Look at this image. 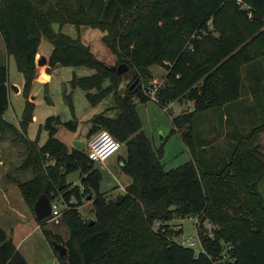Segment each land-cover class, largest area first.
I'll return each mask as SVG.
<instances>
[{
  "label": "trees",
  "instance_id": "trees-1",
  "mask_svg": "<svg viewBox=\"0 0 264 264\" xmlns=\"http://www.w3.org/2000/svg\"><path fill=\"white\" fill-rule=\"evenodd\" d=\"M55 23L60 25L58 32L53 29ZM69 23L101 28L118 63L137 70L140 89H128L120 96L118 86L124 74L112 71L79 37L64 33L61 28ZM193 34L204 39L186 48V39ZM0 35L24 75L26 95L37 75L41 39L46 37L53 45L48 71L57 65L95 68L92 75L74 76L71 87L84 89L93 105L110 94L118 101L116 117L100 113L91 118L89 136L107 129L126 143L127 157L121 164L132 181L120 204L99 191L103 173L87 154L82 149L69 151L56 137L61 124L75 131L74 120L49 116L46 141L32 148L25 140L32 148L30 166L35 172L33 178L19 183L25 201L34 209L42 194L54 200L62 193L66 204L62 217L70 237L63 241L44 231L51 244L57 240L68 249L61 257L52 245L60 264H264V195L259 190L264 154L258 144L264 120L245 134L232 131L228 157L218 161L206 160L202 145L207 143L199 140L196 129L199 113L229 108L241 99L244 66L249 77V69L258 68L256 63L264 60V0H0ZM155 63L167 70V83L158 89L156 102L168 107L179 99L193 106L172 119L192 158L171 170L161 164L160 152L143 131L135 104L151 100L142 92V84L152 78L150 67ZM257 84H252V90L259 88ZM9 89L8 68L0 65V126L9 105ZM67 100L73 107L70 94ZM34 108L35 103L28 100L20 121L23 132L34 117ZM47 154L59 159L63 178L58 167L44 168ZM75 171H80L82 186L69 187L64 178ZM88 189L96 192L97 219L92 223L78 210ZM178 216H196L201 221L199 252L173 239L168 221ZM46 221L38 223L43 226ZM206 221L213 226L212 237L203 224ZM0 264H29L1 227Z\"/></svg>",
  "mask_w": 264,
  "mask_h": 264
},
{
  "label": "rangeland",
  "instance_id": "rangeland-1",
  "mask_svg": "<svg viewBox=\"0 0 264 264\" xmlns=\"http://www.w3.org/2000/svg\"><path fill=\"white\" fill-rule=\"evenodd\" d=\"M242 5L250 8V5ZM210 27L212 28V25H210ZM53 29L58 32L60 26L55 23ZM61 30L67 35L73 38L79 37L83 42L89 44L96 56L107 65L119 64L116 54L104 42V32L101 28L84 25L77 26L69 23L63 26ZM216 34H218V32H216ZM203 39V35L193 34L187 37L185 47L188 48L187 46H190L189 48H192L195 42H201ZM41 43L46 53L52 51V43L46 37L41 39ZM0 65L7 66L10 85L22 87V90L18 93L11 88L9 105L5 112L6 117H4L3 125L0 126V158L2 160V163H0V170H5L7 166L9 168L11 166L12 168L10 172L6 173L7 175L4 177L3 183L6 184L12 180L19 184L35 176L33 167L30 166V161L32 160L30 151L33 147L36 148L42 145L48 138L45 121L49 116H59L63 122L74 120L77 125L75 131L68 128L65 124H61L57 126L56 137L69 146V151L73 149H82V151L87 154L89 150V133L92 128L91 118L97 114H107L109 111H112L114 108L110 106L113 104L116 105L118 101L110 94V96H107L98 104L93 105L87 98L86 91L79 86L71 87L70 82L74 76L83 77L92 75L96 73L97 70L85 65H57L48 71L50 74L48 81L41 82L39 80H34L26 95L24 92V75L17 68L14 54H8L5 44L1 39V35ZM46 65L47 63L39 65L38 62H36V67L44 68ZM256 66L260 68L249 69L247 72L248 76L257 79L256 81H251V79L247 77L246 69L248 66H244L243 95L242 99L239 101L240 104H235L242 107H257L256 110L257 112L259 111L257 118L253 117V119H248L245 117V120L241 119L243 122L242 124L240 121L236 120V114L232 113L231 116L226 114L228 106L216 110H208L197 115L196 129L200 137L199 140H204V142L207 143L202 145V148L205 150L206 160L218 161L221 158L228 157L227 155L232 145V140L226 136L228 131L241 125L253 127L263 122L264 60H259ZM150 68L152 73V78H150V80L167 83V70L161 63H155L151 65ZM130 77L131 75L129 73L123 76L124 79ZM251 82L256 86L258 82L259 88L252 90L253 86L250 85ZM109 83L110 80L108 79L105 85ZM148 85L149 82H145V86ZM68 94H70L72 98L73 107H70L68 103ZM28 100L35 103L34 117L28 125L27 132H23L20 127V121L23 120ZM135 104L142 129L153 149L157 154L160 152V161L164 169L171 170L191 160L192 156L183 141L182 134L172 124V119L174 117H177L180 113H186L192 110L193 106L191 103L177 99L172 101L168 107L162 106L154 100H149L147 102L137 101ZM235 104L232 103V105ZM225 115L228 116L227 120L225 119ZM229 120H231L232 124ZM27 139L29 140V144L31 143L32 148H29L25 143ZM75 140H79L82 146L80 147L78 143L74 146ZM119 155H126L127 157L126 144H123L122 147L108 159V165L100 162L95 164L103 173L99 191L104 193L107 199L116 198L118 195L123 194L126 187L132 181L131 176L122 169V160H120ZM44 161L43 166L45 169L50 165L56 166L59 170V178L65 176H62L64 174V169L58 158L52 159L47 154ZM80 175V171L72 172L68 175V178H64L63 182L69 187H73L76 184L82 186ZM2 179L0 180V184ZM259 190L264 195V178L259 183ZM18 194V198L14 197L13 194L11 195L13 197L12 203L16 208L14 206H11V208L8 204H4L0 201V227L7 232L15 245H17L16 247L19 252L25 255L31 264H60L57 258L58 254H55L52 247L53 244H51L44 231L46 230L50 234H56L63 241L70 237L69 229L62 217L65 208L63 194L61 193L53 200V203L58 206L61 213L60 217H58L57 220L49 218L43 226L38 223L34 209L31 208L20 193ZM95 196V191L86 190L85 196L82 199V204L78 208L82 217L89 221H96L97 219L93 204ZM72 200L74 201L75 198H72ZM168 224L173 231L174 240L193 247L197 252L201 250L198 237L201 221H198V217L178 216L168 221ZM203 224L205 226L206 223L204 222ZM159 225V222H154L155 228H158ZM59 243L64 244L63 242Z\"/></svg>",
  "mask_w": 264,
  "mask_h": 264
},
{
  "label": "crops",
  "instance_id": "crops-1",
  "mask_svg": "<svg viewBox=\"0 0 264 264\" xmlns=\"http://www.w3.org/2000/svg\"><path fill=\"white\" fill-rule=\"evenodd\" d=\"M58 24V23H57ZM59 25V24H58ZM60 26V25H59ZM65 26V25H64ZM1 39H2V36H1ZM2 41H3V39H2ZM52 48H53V45H52ZM50 54H51V52L50 53H46L45 51H44V49H43V46H42V43L40 42V45H39V48H38V53H37V55H36V62H38L37 60L41 57V56H45L46 58H47V65H46V67H37V75H36V78H35V80H39V81H41V82H46V81H48V79L50 78V74L48 73V69L47 68H49V65H48V59H49V56H50ZM39 65H43V64H39ZM255 66V65H254ZM258 68H260L259 66H258ZM151 69V68H150ZM253 69H255V68H253ZM8 84H9V99H10V94H11V85H10V81H9V78H8ZM24 84H25V79H24ZM250 85H252V82L250 83ZM19 88V91H16L17 93L18 92H20L21 90H22V87L20 86V87H18ZM110 96V95H109ZM113 97V96H112ZM241 99H242V97H241ZM240 99V100H241ZM239 100V101H240ZM113 101H114V98H113ZM239 101H237V102H234V104L235 103H238V104H240V102ZM238 104H235V105H231L229 108H228V110H227V115H232V113H234V114H236V120H238V121H240L242 124H243V122L241 121V119H243V120H245V117H247L248 119H253V117H256L257 118V114H258V112H257V110H256V108L257 107H253V106H249V107H242V106H238ZM116 105H111L110 107L111 108H114V109H112V111H109L107 114L105 113V115L106 116H109V117H116L117 115H118V113H119V110L115 107ZM227 115H225V119L227 120L228 119V116ZM240 116H241V118H240ZM243 116H244V118H243ZM4 117H6L5 116V114H4ZM11 118V117H10ZM231 120H232V118H231ZM231 120H229L230 121V123H231ZM232 124V123H231ZM252 127H250V126H238V127H235L234 129H232V130H230V131H228L227 133H226V136H227V138H230V140H232V137H231V133H233L232 131H235V133L238 135V134H244V133H247L250 129H251ZM75 142H77L78 143V145L81 147L82 146V144H81V142L79 141V140H75ZM232 142V141H231ZM0 144H1V139H0ZM123 144H126L125 142L123 143L122 142V145ZM258 144H259V146H260V150H261V152L264 154V131L262 132V133H260V136H259V141H258ZM68 146V145H67ZM69 147V146H68ZM122 147V146H121ZM0 152H1V148H0ZM125 157H126V155L125 156H122V155H119V158H120V160H123V159H125ZM0 163H2V160H1V158H0ZM106 165H108V163H109V160H107L106 162H104ZM121 167H122V164H121ZM11 166H10V168L7 166V167H5V170H0V180L2 179V182H1V184H0V201L2 202V203H4V204H8L10 207L11 206H14L13 205V203H12V199H13V197L11 196L12 194L14 195V197H16V198H18L19 197V194L18 193H20V195H22V193H21V191H20V189H19V184H17V182H15V181H9V182H7L6 184L5 183H3V181H4V177L7 175L6 173H8V172H10L11 171ZM3 172H4V174H3ZM17 173H20V172H17ZM33 178V177H32ZM68 178V177H67ZM18 179V178H17ZM26 181H28V180H26ZM22 182H25V181H22ZM119 189H121V188H119ZM22 197H23V195H22ZM24 198V197H23ZM12 203V204H11ZM15 208H16V206H14ZM12 208V207H11ZM67 226V225H66ZM68 228V227H67ZM69 233H70V231H69ZM17 246V245H16ZM24 257L26 258V256L24 255ZM26 260L29 262V260L26 258ZM29 264H31L30 262H29Z\"/></svg>",
  "mask_w": 264,
  "mask_h": 264
},
{
  "label": "built area",
  "instance_id": "built-area-1",
  "mask_svg": "<svg viewBox=\"0 0 264 264\" xmlns=\"http://www.w3.org/2000/svg\"><path fill=\"white\" fill-rule=\"evenodd\" d=\"M190 47V46H187ZM148 86H145V83L142 84V92L148 96L151 100L156 101V93L158 89L164 85V83L157 82L155 80L148 79ZM122 146V142L116 139L107 129H100L93 133L88 141V158L96 163L106 162L114 153H116ZM123 189V188H122ZM52 202V213L50 219H58L61 213L58 209V206ZM66 208V204H65ZM64 208V209H65ZM64 211V210H63ZM49 218L47 220H49ZM205 229L209 236H214L213 226L210 222H205Z\"/></svg>",
  "mask_w": 264,
  "mask_h": 264
},
{
  "label": "water",
  "instance_id": "water-1",
  "mask_svg": "<svg viewBox=\"0 0 264 264\" xmlns=\"http://www.w3.org/2000/svg\"><path fill=\"white\" fill-rule=\"evenodd\" d=\"M37 61H38V64H45L47 63V58L45 56H41ZM109 68L112 71H116L118 74H121V75L125 73H129L131 75L130 78H127V79L123 78L122 81L120 82L119 88H118V92L120 96H125L128 89H133V88H135V90L140 89V85H138L139 78H137L138 73L136 69L130 68L129 65L125 62H122L118 65H110ZM11 88H13L16 91L19 90V88L15 85H11ZM76 144L77 142H74V146ZM123 198H124L123 194L118 195L116 197V202L120 204ZM34 212H35L36 219L38 220V222L42 220H46L50 217L52 213V202H51L50 197L47 194H42L36 200L34 204ZM205 220L206 218H203L202 221H205ZM92 222L93 221H91V223ZM52 244H53L54 249L58 251L59 256L63 257L67 255L68 249L64 244L59 243L57 241H53Z\"/></svg>",
  "mask_w": 264,
  "mask_h": 264
}]
</instances>
